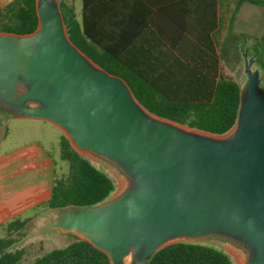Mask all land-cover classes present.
I'll return each mask as SVG.
<instances>
[{
	"label": "water",
	"instance_id": "obj_1",
	"mask_svg": "<svg viewBox=\"0 0 264 264\" xmlns=\"http://www.w3.org/2000/svg\"><path fill=\"white\" fill-rule=\"evenodd\" d=\"M36 11L32 33L0 32V112L56 125L127 186L99 204L59 209L3 253L56 230L111 264H149L163 247L208 238L244 250L243 264H264V87L244 44L237 123L214 135L147 111L70 40L59 0H36Z\"/></svg>",
	"mask_w": 264,
	"mask_h": 264
},
{
	"label": "trees",
	"instance_id": "obj_2",
	"mask_svg": "<svg viewBox=\"0 0 264 264\" xmlns=\"http://www.w3.org/2000/svg\"><path fill=\"white\" fill-rule=\"evenodd\" d=\"M105 0H83L79 18L74 6L60 0L70 40L90 59L112 74L122 77L145 109L159 117L214 135L230 132L237 123L240 84L221 71L220 34L224 17L217 7L228 0H188L186 14L174 13L164 26V15L157 14L152 30L130 31L119 28L118 15L95 12ZM181 0H172L178 4ZM262 4L264 0H239ZM224 15V14H223ZM36 0H10L0 7V32L29 34L38 26ZM136 34V35H135ZM145 36L144 41L137 40ZM150 37V38H146ZM244 42V40H243ZM60 156L68 171L58 176L55 169L50 198L35 213L59 210L71 205L92 206L113 194V178L76 150L67 136L60 137ZM30 217H18L3 225L0 254L24 236ZM23 251L11 250L0 256V264H20ZM32 264H111L108 256L91 243L75 240L54 248ZM149 264H234L224 249L197 241H179L163 247Z\"/></svg>",
	"mask_w": 264,
	"mask_h": 264
},
{
	"label": "rangeland",
	"instance_id": "obj_3",
	"mask_svg": "<svg viewBox=\"0 0 264 264\" xmlns=\"http://www.w3.org/2000/svg\"><path fill=\"white\" fill-rule=\"evenodd\" d=\"M9 1L0 0V7L6 5ZM75 1L73 0V2ZM77 10V15L80 18L79 8ZM241 44H244V48L249 50V56L255 58L253 69L260 70L261 85L264 87V7L250 2L244 3L238 8L235 19L232 22L227 21L226 27L220 34L221 71L226 77L236 80L243 86L246 82V74L242 49L240 48ZM63 133L59 127L50 122L36 119H17L6 112H0V151L28 139H38L53 157L58 176L68 171L66 163L60 156L59 143ZM84 155L115 181L116 189L110 197L121 193L126 188L127 182L116 167L90 154ZM35 212L36 209L32 210L28 216L30 220L23 229L25 235L13 234V237L22 240L27 234L39 230L56 216L58 210H45L38 214ZM5 235L6 229L0 228V237ZM73 241L70 236L56 230H50L31 237L22 246L18 247L23 251L20 264H32L36 258L46 252L54 248L64 247ZM197 242L224 249L231 255L234 264H243L247 258L244 250L222 239L208 238ZM125 264L132 263L126 260Z\"/></svg>",
	"mask_w": 264,
	"mask_h": 264
},
{
	"label": "crops",
	"instance_id": "obj_4",
	"mask_svg": "<svg viewBox=\"0 0 264 264\" xmlns=\"http://www.w3.org/2000/svg\"><path fill=\"white\" fill-rule=\"evenodd\" d=\"M60 1V0H59ZM74 6L76 13L83 12V0H63ZM188 0L178 4L172 0H105L99 6L94 5L95 12L117 14L119 28L125 36L130 31L152 30L158 24L157 14L163 17L164 26L171 21L168 16L186 14L184 6ZM229 5L222 7L218 2V15L226 22L235 19L239 0H228ZM252 3V2H250ZM201 4L196 1V7ZM264 7L262 4L254 3ZM224 14V15H223ZM223 28V29H224ZM136 35V34H135ZM143 34L137 40L144 41ZM150 38V37H146ZM56 163L38 139H28L6 150L0 151V228L7 222L28 217L38 205L47 201L52 193Z\"/></svg>",
	"mask_w": 264,
	"mask_h": 264
},
{
	"label": "bare ground",
	"instance_id": "obj_5",
	"mask_svg": "<svg viewBox=\"0 0 264 264\" xmlns=\"http://www.w3.org/2000/svg\"><path fill=\"white\" fill-rule=\"evenodd\" d=\"M130 259L129 258H127V261H129Z\"/></svg>",
	"mask_w": 264,
	"mask_h": 264
}]
</instances>
